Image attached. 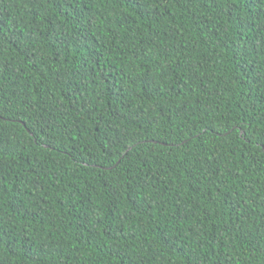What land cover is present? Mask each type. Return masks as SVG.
<instances>
[{"label": "trees", "instance_id": "16d2710c", "mask_svg": "<svg viewBox=\"0 0 264 264\" xmlns=\"http://www.w3.org/2000/svg\"><path fill=\"white\" fill-rule=\"evenodd\" d=\"M0 264H264V0H0Z\"/></svg>", "mask_w": 264, "mask_h": 264}]
</instances>
